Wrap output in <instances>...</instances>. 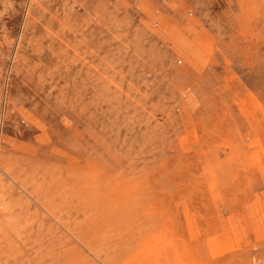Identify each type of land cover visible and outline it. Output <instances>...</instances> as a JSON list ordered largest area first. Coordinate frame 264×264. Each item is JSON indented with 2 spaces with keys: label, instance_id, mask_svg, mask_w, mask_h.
Wrapping results in <instances>:
<instances>
[{
  "label": "rangeland",
  "instance_id": "1",
  "mask_svg": "<svg viewBox=\"0 0 264 264\" xmlns=\"http://www.w3.org/2000/svg\"><path fill=\"white\" fill-rule=\"evenodd\" d=\"M0 264H264V0H0Z\"/></svg>",
  "mask_w": 264,
  "mask_h": 264
},
{
  "label": "bare ground",
  "instance_id": "2",
  "mask_svg": "<svg viewBox=\"0 0 264 264\" xmlns=\"http://www.w3.org/2000/svg\"><path fill=\"white\" fill-rule=\"evenodd\" d=\"M91 205V204H90Z\"/></svg>",
  "mask_w": 264,
  "mask_h": 264
}]
</instances>
